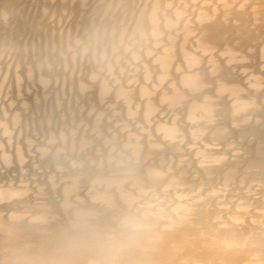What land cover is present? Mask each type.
Masks as SVG:
<instances>
[{
	"label": "bare ground",
	"instance_id": "bare-ground-1",
	"mask_svg": "<svg viewBox=\"0 0 264 264\" xmlns=\"http://www.w3.org/2000/svg\"><path fill=\"white\" fill-rule=\"evenodd\" d=\"M0 68V264H264V0H0ZM66 91L115 161L6 149Z\"/></svg>",
	"mask_w": 264,
	"mask_h": 264
},
{
	"label": "rangeland",
	"instance_id": "rangeland-1",
	"mask_svg": "<svg viewBox=\"0 0 264 264\" xmlns=\"http://www.w3.org/2000/svg\"><path fill=\"white\" fill-rule=\"evenodd\" d=\"M4 62L5 65H7L6 58H4ZM1 70H3V68H0V101L7 97L8 94L6 87L7 83L2 76ZM10 96H21L19 89L18 91L15 90ZM74 97L75 96L72 92H69L67 94V91L62 95H58L57 99H53L52 97H38V99H36L33 95L26 93V98L34 101L36 105L35 109L30 110V112L28 110H25V112L19 114V116L12 115L10 117L8 123H6L7 125L5 126L11 127L12 129L5 146L6 149H16V151H21L23 148H31V146H35V142L38 139L42 140V138L49 134L66 133L67 136L64 135V137L58 141V146L66 148L70 147L73 150V153L71 154L73 159L85 161L87 163L109 162L110 160L115 161L114 158L107 159L103 153L104 151L108 153L112 152V146L110 142L111 138L113 137L109 134L108 126H90L91 124H93L94 120L88 118L83 119L80 116L81 111L78 110V104L80 103H78V99L76 98V101ZM24 99L22 100V102H25ZM56 100L57 102H55ZM80 127H88L90 132V137L88 139L81 138L80 134H82V132L79 130ZM69 131L71 132V135L68 134ZM74 138H80L81 140H83L81 141V144H85V146L79 147L80 149L77 148L76 145L73 144V142H76L79 139H76L74 141ZM93 140L101 143H105L106 141H108V145L106 144L103 149L98 150L94 149V146L88 147L87 143H89L90 141L92 142ZM36 158V160L31 161L29 167H26L27 172H25L27 175L22 174V177L27 176L26 178H28V175L30 176L31 174L30 170L31 172H37L39 170L48 171L50 167L60 165L62 163L61 159L44 160L41 155ZM15 173L16 172L14 171H9L6 166L0 168V175H2V177L0 178H5L7 182L16 180L15 183L19 184L23 180L19 178ZM43 176L44 175H42L41 177ZM96 181H93V183H95ZM20 191L21 190H19V192ZM70 192L72 191H69V194ZM14 209H16L17 213L20 212L18 207H14ZM32 209L34 210V212H32L33 214L38 213L37 211L39 209H37L36 206L32 207Z\"/></svg>",
	"mask_w": 264,
	"mask_h": 264
},
{
	"label": "clouds",
	"instance_id": "clouds-1",
	"mask_svg": "<svg viewBox=\"0 0 264 264\" xmlns=\"http://www.w3.org/2000/svg\"><path fill=\"white\" fill-rule=\"evenodd\" d=\"M128 227L131 229V228H133L134 226H133V225H129Z\"/></svg>",
	"mask_w": 264,
	"mask_h": 264
}]
</instances>
